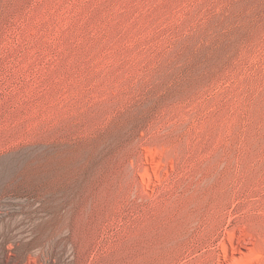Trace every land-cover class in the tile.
<instances>
[{
    "label": "rangeland",
    "instance_id": "obj_1",
    "mask_svg": "<svg viewBox=\"0 0 264 264\" xmlns=\"http://www.w3.org/2000/svg\"><path fill=\"white\" fill-rule=\"evenodd\" d=\"M0 264H264V0H0Z\"/></svg>",
    "mask_w": 264,
    "mask_h": 264
}]
</instances>
